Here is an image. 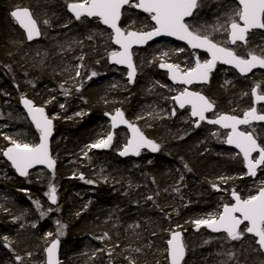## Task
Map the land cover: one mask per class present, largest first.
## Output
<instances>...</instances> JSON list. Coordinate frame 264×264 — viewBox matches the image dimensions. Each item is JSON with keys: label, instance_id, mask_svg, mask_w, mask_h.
Wrapping results in <instances>:
<instances>
[{"label": "trees", "instance_id": "16d2710c", "mask_svg": "<svg viewBox=\"0 0 264 264\" xmlns=\"http://www.w3.org/2000/svg\"><path fill=\"white\" fill-rule=\"evenodd\" d=\"M84 1L0 0V169L6 172L0 177V264H43V250L54 239L59 241L60 264H167L165 245L175 231L183 235V264H264L250 237L232 242L224 235L193 230L197 220L230 204L231 193L244 200L264 189V179H245L239 157L223 147L217 129L202 124L194 128L187 111L173 106L179 89L168 85L157 65L179 57L191 65L194 55L185 49L175 55L178 46L172 43L150 45L134 55L137 77L129 85L123 71L108 65L114 53L109 32L98 21L68 17L66 5ZM227 5L234 15L221 16L222 33L238 14ZM15 8L31 12L41 30L39 41L25 42L8 16ZM150 27L148 16L132 7L123 10L124 32ZM187 27L226 45L212 20L209 27L192 22ZM251 41L257 46L249 49ZM243 49L264 59V32L249 35ZM253 87L264 95V71L239 78L216 68L201 92L218 114L240 116L250 108ZM21 97L43 108L54 123L51 175L35 171L19 180L1 158L9 145L32 147L37 141L19 108ZM149 104L157 106L147 111ZM160 106L164 113H159ZM116 109L158 146L154 156L119 161L115 154L125 138H117L104 153L93 150L108 133L104 115ZM253 135L263 148L264 126ZM11 213L33 224L19 227L7 221V228ZM262 229L264 233V223ZM240 250L255 261L236 255Z\"/></svg>", "mask_w": 264, "mask_h": 264}, {"label": "water", "instance_id": "95a60500", "mask_svg": "<svg viewBox=\"0 0 264 264\" xmlns=\"http://www.w3.org/2000/svg\"><path fill=\"white\" fill-rule=\"evenodd\" d=\"M198 0H88L86 4H70L68 15L75 21L81 17L97 20L110 35L114 49L108 59V65L126 72L129 85L135 81V68L132 62L134 49L144 50L155 42L173 41L189 51L203 53L206 61L197 63L189 72L181 73L169 64L157 65V70L166 73L167 81L182 91L173 97L176 110L188 109L194 128L200 124L219 129L226 134L224 147L239 156L245 179H255L258 170L264 164V151L258 146L248 127L264 124V113L257 110L264 106V95L256 87L250 91L251 108L240 116L217 114L215 106L193 88H203L209 83L216 67L231 70L239 78H248L264 71V59L250 54L246 58L237 57L231 50L234 46L244 47L252 33L264 32V0H233L239 9L237 22L227 26V47L192 34L186 22L195 11ZM133 5V11L150 15L153 29L146 32H124L120 28L121 15L125 8ZM9 17L16 23L27 44L39 41L41 34L30 11L15 8ZM19 108L27 122L37 133L36 144L32 147L9 145L1 153L2 160L18 179H24L29 172L43 169L52 173L55 163L50 156V145L54 134V123L41 107L34 106L25 98L19 99ZM215 114L214 117L208 116ZM108 121L109 135L104 143L94 147L103 152L112 143L113 131L123 130L127 139L117 156L121 160H134L140 154L154 156L158 146L146 138L139 128L126 121L120 111L104 115ZM256 156L253 160L252 157ZM54 198V197H52ZM230 204L220 209L214 221L195 224L194 231L204 230L211 236L224 235L228 239L235 237L243 227L245 234L254 240L257 250L264 255V190L260 189L249 200H242L238 194L229 195ZM181 231L169 235L166 243L167 264H182L185 257ZM44 264H59V241L48 242L43 251Z\"/></svg>", "mask_w": 264, "mask_h": 264}, {"label": "bare ground", "instance_id": "6f19581e", "mask_svg": "<svg viewBox=\"0 0 264 264\" xmlns=\"http://www.w3.org/2000/svg\"><path fill=\"white\" fill-rule=\"evenodd\" d=\"M87 1L88 0H85L84 2H71V3H68L67 5H66V13H67V6L68 5H70V4H86L87 3ZM201 1L203 2V0H198L197 1V3H196V8H195V11H194V13L192 14V16L190 17V19L186 22V26H187V23H190V22H192L194 25H200L201 26V24L200 23H194V18L196 17V15L198 14V12H197V8H198V6L200 5V3H201ZM204 1H206L208 4H210V2L211 1H220L222 4H231L232 6H234L237 10H238V14H237V19L236 20H233V21H231V22H229L227 25H226V27H225V30H224V33H225V35H224V37H225V41H226V45H220L219 43H217V42H215V41H213L212 40V38L210 39V38H208V37H202V36H200V35H198V34H195V33H193L188 27V30L192 33V34H194V35H196V36H198V37H200V38H204V39H206V40H208V41H210V42H212V43H214L215 45H217V46H220V47H227L228 45V43H227V26L229 25V24H231V23H234V22H237V20H238V15H239V9H238V7L236 6V4L233 2V0H204ZM26 9V8H25ZM31 13V12H30ZM135 13H137V12H135ZM138 14H141V13H138ZM32 15V14H31ZM67 15H68V13H67ZM141 15H145V16H148L149 17V22H150V18H151V16L150 15H147V14H141ZM9 16V15H8ZM33 17V16H32ZM68 17L73 21V22H79L80 20H89V19H85V18H83V17H81L79 20H77V21H75V20H73L69 15H68ZM9 19L12 21V23L15 25V27L20 31V29L17 27V25H16V23L9 17ZM34 19V18H33ZM35 20V19H34ZM36 21V20H35ZM93 21H97V20H93ZM99 22V21H98ZM36 23H37V21H36ZM100 23V22H99ZM101 24V23H100ZM37 25H38V23H37ZM150 25H151V27H150V29L149 30H147V31H150V30H152L153 29V26H152V24L150 23ZM102 26V25H101ZM205 26H208V25H205ZM38 27H39V25H38ZM103 27V26H102ZM104 28V27H103ZM106 29V28H105ZM39 30H40V28H39ZM107 30V29H106ZM108 31V30H107ZM21 32V31H20ZM109 32V31H108ZM144 32H146V31H144ZM40 34H41V30H40ZM110 34V33H109ZM23 35V34H22ZM41 37H42V34H41ZM41 37H40V39H41ZM110 37H111V35H110ZM23 38H24V36H23ZM39 39V40H40ZM25 40V39H24ZM26 42V41H25ZM172 43V45H175V46H178V48L176 47V49H185V50H187V51H189L186 47H184L183 45H180V44H178V43H175V42H173V41H165V40H161V41H158V42H155L154 44H156V43ZM111 44V43H110ZM247 44V43H246ZM153 45V44H152ZM246 46V45H245ZM244 46V47H245ZM111 47H112V45H111ZM235 47V46H234ZM233 47V48H234ZM241 47V46H240ZM113 48V47H112ZM147 48V47H146ZM145 48V49H146ZM232 48V49H233ZM231 49V50H232ZM141 51H143L142 49H134L133 51H132V62H133V65H134V68H135V72H136V75H135V79H136V77H137V70H136V67H135V62H134V55L137 53V52H141ZM183 51V50H182ZM181 51V52H182ZM180 52V53H181ZM190 53H192L193 55H194V57H195V59H194V61H193V63L191 64V65H188V64H186L185 63V61H183L185 58H182V57H177L178 58V61H180L181 62V65L182 66H186V67H191V66H195L197 63H203V62H205L207 59H206V56L203 54V53H200V52H196V51H189ZM179 53H175V55H178ZM111 55V54H110ZM141 58V57H140ZM142 59V58H141ZM183 63V64H182ZM161 64H164V65H166V64H169V65H171V66H173L174 68H176L178 71H180L181 73H185V72H183V71H181L178 67H176V66H174L172 63H165V62H161V63H159L158 65H161ZM110 67V66H109ZM111 68H113V69H116V70H120V71H123L124 72V76H125V79H126V72L124 71V70H122V69H117V68H114V67H111ZM216 68H221V67H216ZM157 69V68H156ZM193 69V68H192ZM191 69V70H192ZM225 70H227V69H225ZM158 71V70H157ZM231 71V70H230ZM160 74H162V75H164V77H165V75H166V73H164V72H160V71H158ZM189 72V71H188ZM260 73H262V72H260ZM260 73H258V74H260ZM256 75V74H255ZM165 79H166V77H165ZM127 80V79H126ZM135 82V81H134ZM166 82L168 83V85L169 86H172L168 81H167V79H166ZM134 84V83H133ZM132 84V85H133ZM172 87H174V86H172ZM176 88H178V87H176ZM204 88V87H203ZM178 89H181V88H178ZM258 90V89H257ZM250 108H251V103H250ZM249 108V109H250ZM249 109H247V110H249ZM247 110H245V111H247ZM257 110L260 112V113H264V106H258L257 107ZM115 111H120V109H116V110H114V112ZM22 112V111H21ZM121 112V111H120ZM215 112H216V110H215ZM122 113V112H121ZM22 114H23V112H22ZM109 114V113H108ZM123 114V113H122ZM24 115V114H23ZM25 117V116H24ZM188 118H189V120L191 121V123H193L194 124V121L193 120H191L190 119V117H189V113H188ZM26 119V118H25ZM104 120H105V118H104ZM27 121V120H26ZM106 121V123H107V125H108V121L107 120H105ZM28 123V122H27ZM29 124V123H28ZM201 125V124H200ZM203 125V124H202ZM30 126V125H29ZM136 126V125H135ZM262 126H264V124H262V125H259V126H250V127H248L247 129H248V133H250V134H252L253 135V133L256 131V129L258 128V127H262ZM31 127V126H30ZM213 128V127H212ZM32 129V128H31ZM216 129V128H215ZM33 130V129H32ZM254 130V132H252ZM218 131H220L219 129H217V132ZM35 132V131H34ZM109 128H108V133L105 135V136H103V137H101L103 140H102V142L100 143V144H102V143H104L105 142V140H106V138H107V136L109 135ZM220 132H222V131H220ZM222 133H224V132H222ZM253 137H254V135H253ZM100 138V139H101ZM117 138H121V139H123L124 140V138H125V140H124V143H125V141H126V139H127V135H126V133L123 131V130H115V131H113V138H112V143L106 148V150L105 151H103V152H99V151H95L94 149V151L95 152H97V153H104V152H106L109 148H111L112 147V145L114 144V141L115 140H117ZM99 139V140H100ZM225 139V138H224ZM256 142H257V140H256ZM99 144V145H100ZM223 144H224V140H223ZM257 144H258V142H257ZM99 145H96V146H99ZM95 146V147H96ZM258 146L262 149V151H264V147L262 148L259 144H258ZM223 147H224V145H223ZM29 148V147H28ZM225 148V147H224ZM121 149V148H120ZM228 150V149H227ZM230 151V150H229ZM119 151H117L116 152V154H115V156H116V158L119 160V161H126V160H121L118 156H117V153H118ZM232 152V151H231ZM232 153H234V152H232ZM235 154V153H234ZM235 155H237V154H235ZM238 156V155H237ZM239 157V156H238ZM252 159L253 160H255L256 159V156H253L252 157ZM54 161V160H53ZM4 162V161H3ZM54 163H55V161H54ZM264 168V164L261 166V168L258 170V172H257V176L255 177V179H249L251 182H257L258 181V178L261 176L260 174H259V172H261L262 171V169ZM54 170H55V167H54ZM54 170L52 171V173H47L45 170H43V169H39V170H35V171H43V172H45V173H47V174H49V175H51V174H53V172H54ZM35 171H32V172H35ZM32 172H29L28 173V175L30 174V173H32ZM244 172V171H243ZM13 173V172H12ZM14 175V174H13ZM28 175L24 178V179H26L27 177H28ZM15 176V175H14ZM16 177V176H15ZM17 178V177H16ZM18 179V178H17ZM24 179H19V180H24ZM76 180L78 181V180H80V177H77L76 178ZM256 186V185H255ZM257 188V187H256ZM260 189H262V190H264L263 188H257V191L258 190H260ZM257 191H256V193H257ZM256 193H255V195H256ZM254 195V196H255ZM253 196V197H254ZM52 197H54V198H52ZM252 197V198H253ZM54 201H55V195L54 194H52L51 195V203L53 204L54 203ZM13 213V212H12ZM12 213H11V215L9 216V219H8V222H10L11 224H14V225H18L19 227H21L22 225L20 224V222L18 221V217H19V215H17L16 213L14 214V215H12ZM16 218V220H17V222H12L11 220H14ZM204 231V230H203ZM205 232V231H204ZM206 233V232H205ZM208 234V233H207ZM209 235V234H208ZM183 236V235H182ZM169 238V237H168ZM182 240H183V238H182ZM253 240V239H252ZM168 241V240H167ZM253 242H254V240H253ZM167 243V242H166ZM166 246V245H165ZM254 246H255V248H257L256 247V245H255V242H254ZM184 249H185V257H186V248L184 247ZM259 252V251H258ZM165 255H166V248H165ZM261 256H262V259H263V261H264V255H262V254H260ZM185 257H184V259H185ZM184 259H183V261H184ZM183 261H182V264H183ZM166 263H167V261H166ZM59 264H60V261H59ZM236 264H241V263H236Z\"/></svg>", "mask_w": 264, "mask_h": 264}, {"label": "rangeland", "instance_id": "374dc122", "mask_svg": "<svg viewBox=\"0 0 264 264\" xmlns=\"http://www.w3.org/2000/svg\"><path fill=\"white\" fill-rule=\"evenodd\" d=\"M203 2H204V6H205V9H204V11L203 12H200V13H198L197 15H196V17L194 18V23H200L201 24V26H205V25H208V27H209V23L211 22V20L217 25V28L215 29V31H216V33H218V37H221L223 34L225 35V33H222V32H220V23H219V20L221 19V16H226V17H230V16H233L234 15V13H233V10L234 9H232V7L230 6V5H227V4H222L220 1H211L210 2V4H208L206 1H204L203 0ZM130 7H133V5H130ZM212 8H214L213 10H212ZM213 41H215V42H217V43H219V39L218 38H215V39H212ZM250 43V42H249ZM256 41H251V45H250V48L249 49H251V47H252V45L253 46H257L256 45ZM170 48H172L171 46H169ZM245 48V47H244ZM182 51V49H177L176 51H175V53H180ZM232 51L234 52V54L235 55H238V57L239 58H246L248 55H250V54H254V52L252 51V50H248V53H246L245 52V50L243 49V47H240V46H235L233 49H232ZM183 61H185V59L183 60ZM174 66H176V67H178L181 71H183V72H188V71H190L192 68H193V66H191V67H186V66H182L181 65V62L180 61H176V62H174V63H172ZM223 69V68H222ZM228 71H230V70H228ZM232 72V71H231ZM233 73V72H232ZM179 91H181V89H179L178 91H176L175 92V95L179 92ZM157 106V105H156ZM155 105H152V107H151V105L149 104V105H147V107H146V110L148 111V110H152V109H154L155 107H156ZM166 110H165V108L164 107H162V106H160V110H159V113H164ZM145 126L147 127V125L145 124ZM252 132H254V130L252 131ZM221 135L222 136V138H223V140H224V138H225V136H226V134L225 133H222V132H220V131H218L217 133H216V135L218 136V135ZM102 138L100 139V140H97L95 143H94V145H93V148L96 146V145H99L101 142H102ZM15 146H17V147H24V148H27L26 146H24V145H15ZM5 175H6V172H4V170H2V169H0V177L1 178H3V177H5ZM264 179V174L263 175H261L259 178H258V183H260V181L261 180H263ZM248 194V193H247ZM255 194H253V195H248V196H245L244 197V200H249V199H251L253 196H254ZM220 214V211L218 212V213H216V214H206L205 215V217H203V218H200L199 220H197L196 221V223L195 224H201V223H204V222H211V221H214L216 218H217V216ZM7 221L8 220H6V223H5V226L7 227L8 226V224H7ZM12 222H17V220H16V218L14 219V220H11ZM18 221L20 222V224L22 225V227L23 226H25V225H30V224H33V222L30 220V218H25V216L23 215V216H19L18 217ZM10 223V222H9ZM8 228V227H7ZM7 228H5V229H3L2 231H3V233L4 234H6L5 232H7L6 231V229ZM8 230V229H7ZM3 235H1V237H0V240L2 241V240H4V237H2ZM245 237H248L246 234H245V229L242 227L241 228V230H240V232L235 236V237H233V238H230L229 240H231L232 242H239V241H242L243 240V238H245ZM246 244V243H245ZM189 247H192L193 248V245H189ZM44 251V250H43ZM233 255H235V254H231L230 256H233ZM236 255H243L249 262H254L255 261V257H253V256H249L244 250H240V251H237V253H236ZM42 256H43V254H42ZM26 258H28V256H26ZM37 261V260H36ZM6 264V263H5ZM31 264H39V262L38 263H33V262H31ZM43 264H44V259H43Z\"/></svg>", "mask_w": 264, "mask_h": 264}, {"label": "flooded vegetation", "instance_id": "af4514ba", "mask_svg": "<svg viewBox=\"0 0 264 264\" xmlns=\"http://www.w3.org/2000/svg\"><path fill=\"white\" fill-rule=\"evenodd\" d=\"M128 7H130V5L128 6ZM207 87V86H206ZM205 88V87H204ZM201 89H203V88H193L192 90L193 91H198V92H201ZM181 91H182V89H181ZM181 91H179V92H181ZM178 92V93H179ZM202 93V92H201ZM203 94V93H202ZM184 110H186L187 111V115H188V109H184ZM184 110H182V111H184ZM216 110V109H215ZM178 111V110H177ZM217 113V112H216ZM218 114V113H217ZM215 116V114H212V115H210V116H208V118H212V117H214ZM204 125V124H203ZM193 127H194V124H193Z\"/></svg>", "mask_w": 264, "mask_h": 264}]
</instances>
